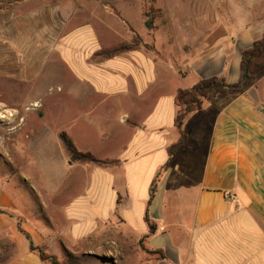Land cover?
I'll list each match as a JSON object with an SVG mask.
<instances>
[{
	"label": "crops",
	"instance_id": "0c3cea01",
	"mask_svg": "<svg viewBox=\"0 0 264 264\" xmlns=\"http://www.w3.org/2000/svg\"><path fill=\"white\" fill-rule=\"evenodd\" d=\"M205 5L197 2V11L183 18L190 36L183 46L191 55L181 64L176 63L182 58L180 48L171 54L142 48L99 61L96 53L106 46L95 41L91 25L66 26L60 40L54 28L40 29L37 18L57 16L59 9L29 13L26 16L33 22L16 26V39H27L32 45L44 36L53 41L60 59L55 64L64 67L69 93L65 98L71 107H81L64 124L68 134L74 140L70 131L77 125L83 133L100 130L97 139L113 143L116 152L93 154L118 162L107 169L69 165L84 172L87 192H68L74 189L68 182L65 192H54L52 200L50 195V202L41 205H25L23 191L12 194L0 184V264H49L30 246L51 250L53 244L65 259L80 264H96L89 259L99 252L122 264H264V69L245 94L229 101L205 100L202 111L190 113L184 124L193 125V134H184V145L170 161L168 148L179 139V133L169 139L170 129L175 128L179 85L173 95L153 99L148 95L160 83L144 64L147 60L174 81L185 80L191 70L189 74L176 70L172 58L181 68L192 66L201 79L222 76L230 84L238 81L241 53L264 34V6L235 9L218 25ZM12 34V30L0 31V39ZM196 49L201 50L200 59L189 64ZM35 50L29 55L33 62L43 56ZM4 55L0 52V74L14 70L24 77L31 70L27 64L16 68ZM135 100L144 105L147 116L141 117ZM128 101L129 109L115 123L113 139L101 130L104 114L99 109L110 102ZM120 130L128 133V139L116 136ZM154 180L157 188L151 199ZM61 223L74 231L72 241L60 234ZM146 251L159 252L162 258Z\"/></svg>",
	"mask_w": 264,
	"mask_h": 264
},
{
	"label": "rangeland",
	"instance_id": "374dc122",
	"mask_svg": "<svg viewBox=\"0 0 264 264\" xmlns=\"http://www.w3.org/2000/svg\"><path fill=\"white\" fill-rule=\"evenodd\" d=\"M197 2H206V10L210 9L213 15H216L218 25L221 24V18H224L228 12L234 13L235 9L244 11V6L248 8L264 6V0H0V31H13L11 38L0 39V52L12 59L16 68L20 64L21 67L25 64H27L26 67H31L24 77H19L18 73L15 75L14 70V72L0 74V184L12 194H16L18 189L23 191L25 205L33 206L34 203L39 205L42 202L49 203L50 195L52 200L54 192H65L66 184L69 183L74 189H69L68 192H87L88 187L84 185L86 175L79 170L70 169L69 165L97 167L87 163L71 162L58 137L61 132H65L72 139L68 134L69 129H65L64 124H67L66 121L71 116L70 114L73 111H80L81 107H71L72 105L68 103L69 99L65 98V95L69 93H66L63 80L64 67L62 64H55V61L60 59L58 52L54 50L53 41L51 42L48 36H44L42 41L32 45L31 41L27 43V39L15 38L17 25L27 26L28 23L33 22V18L27 17V14L42 8L47 11L59 9L57 16L48 15L39 19L36 17L40 29L48 26L54 28L59 40L64 35L61 29L66 26L68 29H75L91 25L96 34L95 41L106 46L103 47L104 49H109L120 42L129 45L134 39V34L142 43L155 46L160 53L171 54L180 48L182 58L178 57L179 62L176 63L181 64L182 60L191 55L188 53V48L183 46L185 42L190 41V36L185 33V29L188 28L184 27L183 18L197 11ZM146 13H149L153 19L151 31L145 27ZM33 26H36V21ZM143 32L147 37L140 36ZM60 34L62 36H59ZM34 39L38 41L39 38ZM24 45L31 46L26 49ZM34 46L43 54L40 60H35V62L29 57L35 50ZM195 52L196 56L189 64L200 59L201 50L196 49ZM48 55H51V60H46ZM96 59L100 58L96 55ZM175 61L177 58H172L171 62L176 66V70L178 68L181 70V73L189 74L188 70H191L183 81H174L172 76L161 67L148 60L144 62L148 69H152L151 72L160 83L155 90L150 89L148 95L149 97L152 95V99L155 95H173L176 84L179 85V89H190L194 83L201 80L200 73L194 72L192 66L189 69L188 67L181 68ZM228 67L225 70H228ZM262 68L264 69V66L256 69V77L263 70ZM214 99L217 100L214 97L206 100ZM129 102L124 104L110 102L99 109V113L104 114L100 124L101 130L110 137L112 136L111 138H115V135L113 136L115 123L124 110L129 109ZM134 102L141 112V117L147 116L144 105L139 100ZM78 103L82 104L81 101ZM77 126L70 133L74 137L72 141L79 152L90 151L99 156H109L116 152L113 143L111 145L97 139L100 130L83 133L80 126ZM193 130V125L188 123L183 124L181 128V132L185 135H192ZM170 133L169 139L172 140L175 135H178L175 128L170 129ZM116 136L119 139H128V133L122 130L118 131ZM75 142L87 151H81ZM113 165L110 164L103 169ZM37 215L35 213L33 217ZM61 224L60 234L72 241L74 231L67 224ZM52 238L57 242L54 235ZM38 248L43 254L54 257L58 262L67 260L54 244L51 250L46 246ZM89 261L96 264H122L110 254H101V252L94 253Z\"/></svg>",
	"mask_w": 264,
	"mask_h": 264
},
{
	"label": "trees",
	"instance_id": "16d2710c",
	"mask_svg": "<svg viewBox=\"0 0 264 264\" xmlns=\"http://www.w3.org/2000/svg\"><path fill=\"white\" fill-rule=\"evenodd\" d=\"M145 18V27L147 30L151 31L153 19L150 17L149 13L145 14ZM142 48L149 52L155 51L153 45L142 43L136 34H134V39L129 45L120 42L109 49H101L96 55L101 60H109L127 52ZM240 59L239 78L234 84L228 83L224 77L220 76L201 79L190 89L177 90L174 98V105L176 107L174 127L179 133V139L175 144L168 148L169 161L186 141V136L181 132L184 121L190 113L202 111L206 99L214 97L229 101L237 96L245 94L249 89L256 85L257 77L255 76V71L257 68L264 66V34L260 39L253 42L250 48L241 53ZM58 137L63 143L70 157V161L73 163H87L100 168H105L110 164H116L118 162L115 159L99 160L90 152H79L72 139L65 132H61ZM156 188L157 184L156 180H154L150 189L151 199L154 198ZM30 249L32 252L37 253L43 262L49 264H80L79 262L70 259H67L65 262H58L54 257L43 254L39 248H35L32 245L30 246ZM146 253L148 255L162 258V255L159 252L146 251Z\"/></svg>",
	"mask_w": 264,
	"mask_h": 264
},
{
	"label": "bare ground",
	"instance_id": "6f19581e",
	"mask_svg": "<svg viewBox=\"0 0 264 264\" xmlns=\"http://www.w3.org/2000/svg\"><path fill=\"white\" fill-rule=\"evenodd\" d=\"M35 106V105H34Z\"/></svg>",
	"mask_w": 264,
	"mask_h": 264
}]
</instances>
